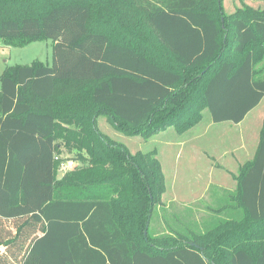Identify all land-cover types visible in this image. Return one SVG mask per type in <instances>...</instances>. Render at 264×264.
Returning a JSON list of instances; mask_svg holds the SVG:
<instances>
[{"label": "trees", "instance_id": "trees-1", "mask_svg": "<svg viewBox=\"0 0 264 264\" xmlns=\"http://www.w3.org/2000/svg\"><path fill=\"white\" fill-rule=\"evenodd\" d=\"M223 1L0 0L3 46L54 43L52 65L0 78V264H264V121L236 193L219 187L197 220L161 205L156 151L98 126L148 140L202 109L242 123L264 99V13ZM64 133L88 163L58 180Z\"/></svg>", "mask_w": 264, "mask_h": 264}, {"label": "rangeland", "instance_id": "rangeland-1", "mask_svg": "<svg viewBox=\"0 0 264 264\" xmlns=\"http://www.w3.org/2000/svg\"><path fill=\"white\" fill-rule=\"evenodd\" d=\"M223 6L226 16L234 15L245 6L264 13V1L224 0ZM53 46L52 40L35 42L25 48L6 47L0 42V78L10 66L30 65L35 61L52 65ZM252 50L256 75L258 78H264V49ZM262 111L264 99L243 124L235 126L226 122L215 126L212 125L209 110L202 109L200 123L193 128L180 133L176 128L169 127L148 140L142 136H126L116 131L105 116L99 118L98 126L103 134L124 144L132 152L156 151L166 181L161 205L181 203L192 209L197 220L200 209L207 206L211 195L221 191L219 187L236 193L240 168L251 161L259 140ZM199 133L201 148L199 153H196L193 149V139H196ZM63 135L57 142L58 180L76 167L80 168L88 163L82 159V156L88 157V152L77 147L75 139L68 138L70 133ZM80 157L81 161H76ZM71 161L75 166L65 169L63 164ZM187 208H182L186 211L182 212L183 214L187 213Z\"/></svg>", "mask_w": 264, "mask_h": 264}, {"label": "crops", "instance_id": "crops-1", "mask_svg": "<svg viewBox=\"0 0 264 264\" xmlns=\"http://www.w3.org/2000/svg\"><path fill=\"white\" fill-rule=\"evenodd\" d=\"M144 1H147V0H144ZM148 1H151V0H148ZM262 101H263V100H262ZM261 103H262V102H261ZM261 103H260V104H259L254 110H252V111L246 116L245 120H244L242 123H240V124H238V125L233 124V123H231V124H233V125H235V126H239V125L243 124L244 122H246V120L249 118V116H250L255 110L258 109V107L261 105ZM260 120H261L260 131H261L262 124H263V121H264V111H262V116H261ZM211 121H212V119H211ZM227 123H228V122H227ZM212 125H215V123H213ZM215 126H216V125H215ZM198 127H199V126H198ZM193 130H195V128H194ZM199 132H200V130H199ZM259 137H260V136H259ZM200 139H201V135H200V133L198 134V136L196 137V139H193V149L196 150V153H199V148H201V145L199 144V143H200ZM258 144H259V140H258V143H257V145H256V148H255V150H254V153H253V155H252L251 160L254 158V155H255V152H256V150H257ZM210 161H211V160H210ZM222 188H224V187H222ZM214 194H218V193H214ZM214 194H213V197H212V198H214L215 196H217V195H214ZM172 203L179 204V205H180V211H181V212H186V211H183V209H182V208H187V207H185L183 204H181V203H177V202H172ZM172 203H170V204H172ZM170 204H168V205H170ZM195 204H197V203H195ZM168 205H167V206H164V207H168ZM191 205H193V204H191ZM158 214H160V213L158 212L157 215H158ZM186 214L189 216L191 213H190V211H187ZM199 214H200V213H199ZM158 217H159V215L157 216V218H158ZM160 224H161V221H160L159 219H156V226L158 227Z\"/></svg>", "mask_w": 264, "mask_h": 264}, {"label": "built area", "instance_id": "built-area-1", "mask_svg": "<svg viewBox=\"0 0 264 264\" xmlns=\"http://www.w3.org/2000/svg\"><path fill=\"white\" fill-rule=\"evenodd\" d=\"M55 160H57V158H55ZM63 165H64L65 169H68V167H70V166H75V163L73 161H71V162H69L67 164H63Z\"/></svg>", "mask_w": 264, "mask_h": 264}, {"label": "water", "instance_id": "water-1", "mask_svg": "<svg viewBox=\"0 0 264 264\" xmlns=\"http://www.w3.org/2000/svg\"><path fill=\"white\" fill-rule=\"evenodd\" d=\"M145 234H147V232Z\"/></svg>", "mask_w": 264, "mask_h": 264}]
</instances>
